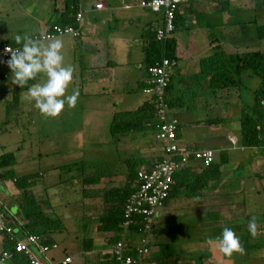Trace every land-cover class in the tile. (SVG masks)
Wrapping results in <instances>:
<instances>
[{"label": "crops", "instance_id": "obj_1", "mask_svg": "<svg viewBox=\"0 0 264 264\" xmlns=\"http://www.w3.org/2000/svg\"><path fill=\"white\" fill-rule=\"evenodd\" d=\"M139 2L140 0H80L79 36L72 37L73 39L59 37L62 38L63 43L71 40L69 46L62 49V52H67L63 63L66 66L71 64L73 68V80L65 94L70 95V92H77L78 99L87 101L85 107L94 112L111 110V112H107L108 125H110L114 113L136 110L149 98L142 90L145 86L144 78L146 76L143 51L147 43V31L155 15L140 7ZM96 3H101L102 7L94 8ZM61 4V0H34L31 8H22L18 14L12 9V0H0V41L15 39L16 35L24 37L35 31H42L52 21L53 8H58ZM177 13L178 17L183 19H179L178 28L173 33L177 41L176 65L172 70L171 86L167 92V97L172 102L169 114L177 120L178 124L177 141L181 146L189 149H212L215 153L214 162H217L220 157L224 159V162L218 168V175L210 179L198 195L190 196L188 192L190 188L186 190L187 185H180L177 186V194L172 198L188 200L185 206L202 209L201 213L207 219V222L202 224L205 227L220 229L227 226L234 232L243 231V236L241 235L242 237H238V239L250 236L251 243L259 244V249H253L259 251L260 248H263L261 246H264L257 238L259 232L264 233L263 212L252 213L242 195L247 188L255 193H259L260 190L264 192V185L262 187L264 156L260 147H248L241 144L240 115L242 109L252 112L254 92L260 79L248 70L243 71L240 76L242 85L237 91L245 90L248 94L252 93L253 96L249 101H246L240 99L241 95L238 100L232 99L233 102L228 90L214 88L213 85H210L209 74L203 70L202 60L217 48L225 53L261 51L259 46L264 38L258 37L256 27L264 25V2L260 0H187L179 5ZM94 15L100 16L101 20L97 18L91 20ZM107 16L110 18L107 19ZM99 21L102 23L106 21L113 23L114 21L115 23L112 27L108 24L105 37L100 32L102 26L105 27V25L97 24ZM178 31H190V33L188 35L186 32V37H181L180 40ZM77 46L89 53L87 64L86 60H82L85 64L84 70L81 72L75 61L74 51ZM69 47L72 51L71 54ZM68 61L69 64H67ZM0 67V78L4 73L8 74L7 78L1 79L0 93L3 90L4 93L11 92L17 85L12 83V74L6 71L5 65L1 63ZM45 80L46 76L41 73L37 83H42ZM77 84L82 86L91 84L96 87L88 92L83 91L82 87L76 89ZM10 109L0 120V133L8 131L5 127L9 124L16 128L25 127V124L18 122L20 118L16 109L14 110V106L12 112ZM57 117L44 119L41 127H47V129L42 127V130L45 131L44 139L59 141L61 143L60 150L52 149L48 154L39 153L36 145L41 139H38L37 136L36 141L31 140L32 143L26 150L18 143L14 151L0 153H14L15 163L11 166L13 171L18 164L27 161V159L34 162L44 155L49 158L50 154L59 158L55 164L45 167L50 173H59L61 165L74 161L85 163L87 172L92 173L95 171L96 164L104 163L103 160L89 163L79 156L76 160H65V162L64 157L66 156L65 159H67L69 152L67 143L70 142L71 133L76 132L77 129L70 131L71 121L68 118L56 119ZM53 121H57V123L54 124ZM35 125L36 122L33 120H30V124L26 125L33 126L32 136L36 132L37 126L35 127ZM48 126L50 127L48 128ZM108 133L107 138L112 143L111 150L114 152V157L109 159L113 166L110 171L112 174L110 177L104 175L97 178L92 184L85 186V189L91 193H97V195L105 189L121 188L125 185L130 176L128 162H135L136 168L140 166L147 168L164 155L162 144L154 137V128L117 133L108 129ZM18 142L24 143L25 141ZM34 143L35 148L32 147ZM22 156L27 158L24 159ZM38 169L21 174H15L14 171V174L20 176L34 173L44 176L43 171ZM177 171H181L180 176L183 182H188L193 179L194 174L201 173L202 170L200 162L189 158L185 164L180 165ZM0 173L2 174V170ZM2 179L0 180V209L5 213L6 218L11 217L12 220L22 223L16 203L20 190L17 189L16 192H13L11 188L2 185ZM235 180L239 182L237 186H233L232 182ZM257 180L261 183L258 186L256 185ZM247 181L250 183L247 184ZM45 188L44 184L35 182L30 189L37 200L46 199L50 204L49 199L43 198L41 193V190ZM238 194L237 198L240 200L233 199ZM170 199L158 209L157 216L168 205ZM81 206L87 219L93 221L92 217L104 210L108 203L105 204L99 196H95L82 200ZM256 218L259 222L255 223V233L250 234L248 231L249 221H258ZM168 229L167 226L157 229L153 226L152 234L158 235ZM94 232L99 231L96 230L95 224L91 223L87 227L86 234L92 238L93 243L90 250H83L79 246L78 255L83 258L81 260L83 262L80 264H91L92 255L97 257V260L92 264H109L107 259L110 258L113 241L107 240L116 236L117 233L112 235L111 232H106L96 238ZM134 235L137 234L131 232L130 239L133 240ZM53 238L56 243L54 235ZM49 252L46 257L56 264L66 256L71 258L68 254L63 258H58ZM242 252L250 254V251ZM156 256H152L150 252L148 260L153 263ZM251 259L250 264H264V252L261 255L255 253ZM71 262L72 258L68 264ZM203 262L215 264L211 255L209 258L203 259Z\"/></svg>", "mask_w": 264, "mask_h": 264}, {"label": "trees", "instance_id": "obj_2", "mask_svg": "<svg viewBox=\"0 0 264 264\" xmlns=\"http://www.w3.org/2000/svg\"><path fill=\"white\" fill-rule=\"evenodd\" d=\"M61 1L62 4L60 7L53 8V12L51 15L52 21L48 25H46L42 31H35L28 35V37H35V39H39L42 32L44 33L46 31H49L54 26H57L61 29L70 26L74 30H77V34H61L55 35L52 38L65 35H70L75 38L79 36V25L81 18L78 19L77 14L81 13L79 7L80 0ZM260 1L264 2V0ZM147 10L150 11L149 9ZM177 10L174 12L172 32L167 37L161 39L156 38V31L163 24V12H152L155 15V18H153L150 22L146 37L147 43L143 51V63L145 65V71H147V68L153 65L155 61L161 60L162 58H168L170 60L176 61L177 41L173 33L178 28L179 19H183L182 17H178ZM256 33L259 38H264V25L256 27ZM44 41H48V39ZM22 43L23 41L18 45L15 42V39H6L0 41V48L4 45L21 47ZM2 65H5V69L7 72H11L6 63ZM202 65L203 70L208 72L209 74L210 85H213L214 88L217 87L228 90L227 92H230V94L232 91L237 90L241 87L242 79L240 76L243 71L248 70L260 79V83L254 92L252 112H247L242 109L240 115L241 144L248 147H260L262 144L264 132V112L263 108L259 104L260 101L264 99V53L259 50L246 51L243 53H225L220 48H217L202 60ZM79 66L80 72L84 70V65L77 64L78 68ZM39 77L40 74H38V76L34 80H30L28 84L23 88H20L19 86L14 87L13 91L17 94H15L16 97L18 98V95L21 92L27 91L28 87L36 84L39 81ZM171 78L172 72L169 84L165 90V98L169 105V108L171 107L172 102L167 97V92L171 86ZM155 123L156 119L154 104L150 101V99H147L136 110L114 113L112 121L109 125V130L113 133L144 131L148 128H154ZM223 162L224 159L220 157L217 162L213 161L207 166L200 163V167L202 170L201 173L194 174L193 179L191 181L189 180L188 182H183L182 177L180 176L181 171H176L174 174L175 182L171 186L164 204L170 198L174 197L177 194V186L180 185H187V187L185 186L186 190L190 188L188 189L190 196L198 195L199 192L206 187L208 181L218 175V168ZM14 163L15 155L13 152H4L0 154V170H2L3 178L13 179L16 188L20 190V195L16 199V203L19 208L20 222H22L19 223L15 220H12L13 218L11 217H5V222L12 227L13 232L11 235H5L0 241V261L2 253L7 252L9 254L8 258H10L11 264H28L27 257L23 253L16 252L14 250L16 240L28 234H33L39 238L40 243L49 247L52 244H56L53 235L56 231L63 229L64 225L61 218L50 215L46 211V208L52 207L48 203V200H37V198L33 195L30 188L35 184V182L39 180V175L30 173L15 176L14 171L11 168ZM99 165L96 164V166L98 167L92 173L87 172V166H85V163H79L75 161L66 165H61L59 167L64 176L65 174L68 175L67 178L59 180V183L63 184L66 181H73L75 184H78L81 193L80 200L99 196L102 202H104L105 204L108 203V206L105 207L104 210L92 217L93 221L87 219V215L84 211L81 210L83 208L80 207L83 216L80 215L79 217V220L82 221L79 232L81 235L80 246L83 248V250H90L93 243L92 238L86 234L87 227L91 223L95 224L96 230L99 232L117 233L116 236L108 238L107 240L113 241L112 245L116 243L122 230L121 224L123 222V205L127 197L133 192L136 182V172L138 168H136L135 162L133 163L130 161L128 162L130 176L123 187L105 189L103 191H100L99 195H97V193H91V191L85 189V186L92 184L95 179L104 176V174L99 171ZM262 221L264 227V212L262 213ZM130 230L131 232L138 233L137 225L131 226ZM250 238V236H246L239 239L240 247L243 249V251L249 252L251 249L259 247V244L251 243ZM128 248H130L129 244H125V253L131 254ZM107 262H109V264H119V259H117L110 253V258L107 259ZM153 264L213 263H204L203 256H200L196 263H192L190 261H181L179 253H177L172 246L167 244H160L159 252L154 259Z\"/></svg>", "mask_w": 264, "mask_h": 264}, {"label": "rangeland", "instance_id": "obj_3", "mask_svg": "<svg viewBox=\"0 0 264 264\" xmlns=\"http://www.w3.org/2000/svg\"><path fill=\"white\" fill-rule=\"evenodd\" d=\"M34 0H12V9H14V12L21 11L22 8H31L32 2ZM19 14V13H18ZM91 20H94V18H97L98 20H101L100 16L94 15ZM110 16H107V19H109ZM112 23V22H111ZM109 21H106L105 23H102V21H99L97 24H104L101 28V35L105 37L108 24L114 25V21L111 24ZM191 31V30H190ZM190 31H184L180 32L178 34L180 40L181 37H186V32L189 35ZM99 32V31H98ZM68 37L72 38V36H64V39H67ZM62 39V38H61ZM73 39V38H72ZM69 41L64 44V48L69 46ZM45 44H47L48 41H43ZM99 46V45H97ZM260 50L264 52V40L261 43V46H259ZM70 50V47H69ZM101 50V49H100ZM69 52V51H68ZM72 51L70 50V54ZM75 54V60L77 64L84 65L87 64L88 59V52L83 50L82 48H79L77 46V49L74 51ZM62 55L67 57V52H62ZM79 59V60H78ZM86 60L85 63L82 62ZM81 62V63H80ZM64 64V63H63ZM69 64V61L67 62ZM66 66V64H64ZM71 65V64H70ZM1 69V67H0ZM80 69V66H79ZM73 80V79H72ZM43 83V82H42ZM82 87L83 91H92L96 86L94 85H81L77 84L76 89H80ZM1 90V88H0ZM3 90V89H2ZM25 91L21 92L18 95V98L16 97V93L14 91L11 92H3L0 93V120L2 117H4L6 111L8 112L10 107L18 112L19 114V123L25 124V127H15L12 125H6V129L11 132H2L0 133V144L2 145V148L0 149V153L3 151H14L15 146L19 143V145L24 148L25 150L30 147V144L36 141V136L38 139H41L38 141V144L36 145L38 148V152L43 154H48L49 151L54 149V151L60 150L61 143L59 141H52V140H45L44 135L45 131L44 129H47V127H43L42 130L41 124L44 123V119H50L54 117H45L40 114V112L33 107L32 104H30L28 101H26L23 97L25 96ZM73 92H70V95ZM16 94V95H15ZM239 94V95H238ZM67 95V94H66ZM242 95V97H241ZM231 100H238L245 99L246 101H249L251 97L253 96L252 93L248 94L247 91H240V90H234L230 94ZM240 96V97H239ZM84 98V97H83ZM233 101V100H232ZM252 101V100H251ZM87 101L78 99L74 107H65L62 109L60 114L58 115L56 119H65L68 118L71 121L70 124V131H74L77 129L76 132L71 133L70 136V142L67 143L69 145V152H68V158L66 156L64 157V161L66 160H76V158L79 156L82 160L93 163L94 161L103 160L102 164L99 165V171L102 172L105 176H109L112 174L110 171L112 170L113 166L110 164L109 159L111 157H114V152L111 150V145L108 141V119L109 116H107V112H111V110L106 111H96L90 110L85 107ZM234 102V101H233ZM10 109L11 112L13 109ZM2 109V110H1ZM109 114V113H108ZM30 120H33L36 122V132L31 135L33 132V126H26L27 124H30ZM54 124L57 123V121H53ZM50 126H48L49 128ZM23 128V129H20ZM24 140L25 142H18V141ZM17 141V142H16ZM32 147L35 148V143L32 145ZM27 153V151H26ZM51 155V156H50ZM49 158L46 157V155L36 159V161L33 162V160L24 161L14 169L15 174H21L23 172H29L32 170H39L43 171L44 176L38 177V183L44 184L46 187L45 189L41 190V193L43 195V198H48L50 201V205L52 207L46 208V211L53 216H57L61 218L62 223L64 225V228L56 231L54 233L55 240H56V247L50 249L48 252L50 254H55L58 258H63L64 255L68 254L72 258V262L70 264H80L82 263L81 260L83 259L81 256L78 255V250L80 246V225L81 222L79 219L80 215L83 216V213L80 211L81 201L80 200V190L78 187V184H75L73 181H66L63 184L59 183V180H63L68 177V175H63L61 172L56 173H50L45 167L47 165L51 166V164H55V162L58 161V157L55 158L54 154H50ZM217 156V155H216ZM23 157V156H22ZM26 159L27 157H23ZM218 156L216 157V159ZM65 161V162H66ZM107 161V162H105ZM32 162V163H31ZM31 163V164H30ZM30 164V167H29ZM98 166H95L94 169H96ZM2 185H5L9 189L11 188L13 192H16L17 188L10 178H3L1 181ZM233 183V186H237L239 182L236 180ZM247 184L250 182H246ZM261 183L257 180L256 185H260ZM264 185V182H262V187ZM253 187V184H251ZM46 192V193H45ZM238 195L235 196L236 200H240L237 198ZM246 204L249 206V210H252V213H262L264 212V192L263 190H260L259 193L251 192L248 188L245 190L244 195ZM80 200V201H79ZM188 200L185 199H179L172 198L170 199L168 205L164 208V210H161V214L158 215L154 220V228H162L164 226H167L169 229L166 232H162L158 235L152 234V232L149 234V247L151 255H157L160 249V244H169L172 245L177 253H179V257L181 261H190L192 263H196L198 261V258L200 256H203V259H207L211 257L214 259L215 264H250V261L252 260V255L255 253L257 255H261L264 252V246L262 245L259 251H256L258 249H251L250 254L244 253V252H233L230 256H224L222 253L219 252L217 247L215 245H210L208 243L209 240H214L218 236H220L222 230L227 227L223 226L222 228L218 229L217 227L211 228V227H205L202 224H205L207 222V219L201 213L200 208L195 207H187L185 206V203ZM65 202V203H64ZM67 202V203H66ZM190 202V201H189ZM64 203V204H62ZM254 203V205H252ZM62 204V205H60ZM166 211V212H165ZM257 219V218H256ZM258 220V219H257ZM258 221H255V223H258ZM220 224V223H219ZM223 225V223H221ZM228 224V223H227ZM229 228V227H228ZM184 232V234H183ZM96 238L100 237V235L105 234V232H94ZM237 237H242L243 231L240 232H234ZM112 235H115L116 233L112 232ZM242 235V236H241ZM258 240H260L261 244H264V233L259 232L257 235ZM141 240L140 235H134L133 241L139 242ZM210 253V255H209ZM97 260V257L94 255L91 256V264L94 263Z\"/></svg>", "mask_w": 264, "mask_h": 264}, {"label": "built area", "instance_id": "obj_4", "mask_svg": "<svg viewBox=\"0 0 264 264\" xmlns=\"http://www.w3.org/2000/svg\"><path fill=\"white\" fill-rule=\"evenodd\" d=\"M187 0H140L139 6L147 8L151 12H163V24L156 31V38L167 37L173 30V17L177 7ZM102 7L96 3L94 8ZM81 18V13L77 14ZM77 34V30L68 26L61 29L54 26L51 30L42 32L41 40H47L55 35ZM35 39V37H34ZM17 46L4 45L0 48L1 63L4 64L10 55L8 50H15ZM176 61L162 58L149 66L144 78L145 86L142 89L148 95V99L154 104L156 123L154 126V137L162 144L163 157L153 163L150 167L140 166L136 172V182L133 192L127 197L123 205L122 230L116 243L112 246L110 253L119 259V264H153L148 260L150 247L148 236L152 232L154 220L157 217L158 209L164 205L169 190L174 184V174L180 165L185 164L192 158L207 166L214 161V150L189 149L181 146L177 141V120L169 114V105L166 101L165 90L169 84L172 69ZM4 73L1 79L7 78ZM0 79V80H1ZM264 112V99L259 103ZM260 148L264 156V132ZM137 225L138 233L141 236L139 242L130 239V227ZM12 227L5 222V215L0 210V241L5 235H11ZM125 244H129L131 254H126ZM56 244L46 246L40 243L36 235L28 234L17 239L14 245L16 252L23 253L28 264H56L46 257L48 250L55 248ZM9 257L7 252L2 253L1 260ZM71 261L69 256L64 257L61 264H68Z\"/></svg>", "mask_w": 264, "mask_h": 264}, {"label": "clouds", "instance_id": "obj_5", "mask_svg": "<svg viewBox=\"0 0 264 264\" xmlns=\"http://www.w3.org/2000/svg\"><path fill=\"white\" fill-rule=\"evenodd\" d=\"M20 48L8 50L10 59L6 61L11 70L12 83L23 88L30 80H34L38 74H44L46 80L28 87L23 97L33 105L42 116L56 117L62 109L74 107L77 101V92L66 95V89L73 79V68L71 65L63 64L64 47L61 38H50L47 44L41 39L28 36H15V42ZM250 234L255 233V221L250 220L248 224ZM210 245H215L224 256H230L233 252H242L239 239L231 228L225 227L220 236L209 240Z\"/></svg>", "mask_w": 264, "mask_h": 264}, {"label": "water", "instance_id": "obj_6", "mask_svg": "<svg viewBox=\"0 0 264 264\" xmlns=\"http://www.w3.org/2000/svg\"><path fill=\"white\" fill-rule=\"evenodd\" d=\"M0 64H1V59H0ZM2 179V174L0 173V180ZM0 264H11L10 258H6L4 260L0 261Z\"/></svg>", "mask_w": 264, "mask_h": 264}]
</instances>
